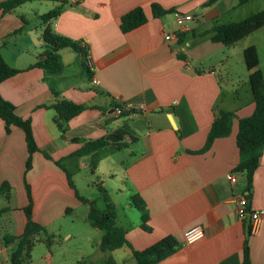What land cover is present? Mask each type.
Instances as JSON below:
<instances>
[{"label": "crops", "instance_id": "crops-1", "mask_svg": "<svg viewBox=\"0 0 264 264\" xmlns=\"http://www.w3.org/2000/svg\"><path fill=\"white\" fill-rule=\"evenodd\" d=\"M206 1L29 0L0 10V53L9 66L20 69L0 82V96L14 105L17 115L30 118L40 150L33 153L31 168L26 170L22 129L11 126L6 133L0 119V264H11V252L25 226L26 185L30 194L32 189L35 202L33 220L44 225L51 240L47 246L46 234L35 236L39 241L25 264H105L107 256L116 264H136L127 245L100 251L102 232L89 224L87 215L80 220L71 216L69 206L82 202L54 163L85 141L104 136L121 124L129 126L137 139L124 148L127 155L120 169L110 167L107 173L115 174L127 192L130 207L133 194L146 204L149 231L140 227V218L137 223L117 218L113 205L114 221L125 230L134 249H145L171 236L177 247L155 264H241L247 239L251 263L264 264V217L247 236V221L235 213V200L241 195L247 197L249 206L264 209V149L250 189L243 175L234 172L239 158L236 119L228 136L214 139L204 152H193L203 147L220 110L243 117L254 108L252 95L247 104L225 105L222 83L228 81L217 70L224 61L219 53L229 45L210 32L216 23L241 20L236 18L242 12L235 19H223L237 11L239 0H218L204 6ZM260 2L264 0L243 4L257 8ZM153 3L173 12L153 16ZM61 4L60 13L50 24L56 33L70 38L75 48L56 52L60 64L56 72L28 68L49 48L41 38V15ZM139 6L146 22L122 32L120 17ZM175 12L193 16L184 23V30H177ZM170 32L174 33L172 38L165 39ZM55 98L85 107L64 124L62 134L54 122V109L43 107ZM167 108L174 110L179 122L176 128L167 118ZM120 151L105 155V159ZM81 158L88 163L86 155L67 160V166L78 169ZM227 172L236 174V183L227 180ZM47 223L55 224L51 231ZM194 225L203 228V237L184 243L183 232ZM69 242L75 248L74 256L66 254Z\"/></svg>", "mask_w": 264, "mask_h": 264}, {"label": "trees", "instance_id": "trees-1", "mask_svg": "<svg viewBox=\"0 0 264 264\" xmlns=\"http://www.w3.org/2000/svg\"><path fill=\"white\" fill-rule=\"evenodd\" d=\"M26 1L29 0H4L0 2V10L7 11ZM217 1L207 0L204 6L213 5ZM246 1L239 0L238 4L242 5ZM62 4L41 15V21L44 25L41 38L49 48L41 52L36 61L28 66V68L39 67L56 72L60 68L56 52L65 47L75 48L74 42L70 38L56 33L50 24V21L60 13L63 7ZM151 10L153 16H162L173 12V10L164 9L155 3L151 4ZM146 20L147 17L144 10L139 6L124 13L119 19V26L122 32H127L142 25ZM263 26L264 9L239 21L216 23L210 32L220 35L227 45H232ZM243 59L246 69L249 72L248 84L254 104L252 113L248 116L237 117L233 111L220 110L211 123L203 147L193 152H204L211 146L214 139L228 136L231 132L233 120L236 119L237 131L235 142L239 158L234 172L243 175L245 183L250 189L252 187L253 174L259 165V158L264 149V75L261 69L258 68L259 57L254 44H250L243 49ZM19 71L20 69L9 66L0 53V82L15 75ZM55 95L57 96V94ZM43 107L54 109V122L61 134L64 131V124L85 109L83 105L64 98H55L50 104L43 105ZM121 112L122 110L120 109L119 113ZM0 119L4 122L6 133L10 132L11 126L22 129L27 149L26 170L30 169L33 153L40 151L33 135L30 118H23L17 115L14 105L0 96ZM136 139L130 127L126 124H121L114 131L104 136L85 141L82 147L70 153L65 158L54 160V163L65 173L67 182L74 190L77 199L87 204V221L89 224L102 232L98 249L102 252H109L123 245H127L131 248L136 264H155L172 253L177 247V242L171 236H167L145 249H134L126 239L125 230L116 225L114 221L113 206L106 203V209L102 211L96 207L95 200L81 196L72 180L73 172L70 171L66 163L69 159H76L88 155V163L91 171H93L101 157L127 148ZM42 153L46 158L51 159L48 154L43 151ZM26 193L28 198V204L24 207L26 222L23 232L17 237L16 246L11 252V264H25L29 259V251L39 241L35 239V236L40 233L46 234L45 228L33 220L32 200L28 185H26ZM105 200L107 201L106 198ZM130 201L131 205L140 212V227L149 231L150 228L146 224L148 213L144 200L138 194H133ZM250 234V224L247 222V236ZM13 239L12 237L11 240ZM50 240L51 236L46 234L45 243L47 246H50ZM105 264L116 263L111 256H107ZM241 264H252L249 257L247 239L243 243Z\"/></svg>", "mask_w": 264, "mask_h": 264}, {"label": "rangeland", "instance_id": "rangeland-1", "mask_svg": "<svg viewBox=\"0 0 264 264\" xmlns=\"http://www.w3.org/2000/svg\"><path fill=\"white\" fill-rule=\"evenodd\" d=\"M222 2L236 3V0H224ZM258 6L259 7L257 8H253L249 5H240L236 12L232 13L230 16H226L223 19H235L234 16L236 14L239 15V12L242 13L236 19H242L244 15H249L255 11V9H259L260 7L263 8L264 2L263 4L260 2V5ZM250 44H254L257 48L259 57L258 68H260L264 74V26L239 40L238 42L224 47L223 54L219 53V55L223 56L224 61L222 66H220L219 70L217 71L223 75V80L228 81V84L225 82L222 83L223 90L221 98L224 100L225 105H228L229 107H235L239 104H247L251 100L247 69L243 59V49L246 47V45ZM126 155V149H123L120 152L111 154L106 159L105 156H103L93 171H91L90 166L87 163V159L83 158H81L77 163L78 169L74 170V167H68L70 171L73 172L72 180L74 181L76 189L81 196L92 197L93 200H95L96 207L102 211L106 209V203H108L110 206L115 205L114 210L117 218L122 219L126 217L128 220L137 223L139 222L140 212L136 210V208L129 206L130 203L127 197V192L124 191V188L121 186L120 182L116 177H114L115 174L107 173L110 167L120 169V166L123 165ZM118 188L120 189L118 190ZM34 191L36 192V190ZM32 195L33 192L31 189L33 207L35 202ZM35 197L38 198V195L35 194ZM69 207L72 210L71 216L76 217L78 220H80L81 217H85L87 215V206L83 203H77L75 201L74 206ZM54 225L55 224L47 223L46 227L48 231H51V229L54 228ZM67 245L69 246V249L66 253L67 256H74L75 248H72L73 244L69 242Z\"/></svg>", "mask_w": 264, "mask_h": 264}, {"label": "built area", "instance_id": "built-area-1", "mask_svg": "<svg viewBox=\"0 0 264 264\" xmlns=\"http://www.w3.org/2000/svg\"><path fill=\"white\" fill-rule=\"evenodd\" d=\"M76 2L77 0H72ZM175 24L178 31L184 30V23L188 20H192L193 16L190 14H183L175 12ZM174 35L173 32L167 33L165 39L169 40ZM96 82V80H94ZM176 103V102H174ZM117 112H120V109H117ZM227 180L234 184L237 182V176L233 172H227L225 174ZM235 213L236 216L241 220H246L250 224V229H256L261 223L262 218L264 217V209H256L248 205V200L245 195L239 196L235 200ZM204 235V230L200 225H194L183 232V242L184 243H193L201 239Z\"/></svg>", "mask_w": 264, "mask_h": 264}, {"label": "water", "instance_id": "water-1", "mask_svg": "<svg viewBox=\"0 0 264 264\" xmlns=\"http://www.w3.org/2000/svg\"><path fill=\"white\" fill-rule=\"evenodd\" d=\"M165 112L167 113V118H168L171 126L173 128H176L179 125V122L176 120L173 108H167L165 110Z\"/></svg>", "mask_w": 264, "mask_h": 264}]
</instances>
